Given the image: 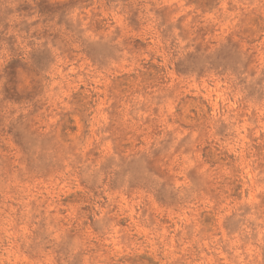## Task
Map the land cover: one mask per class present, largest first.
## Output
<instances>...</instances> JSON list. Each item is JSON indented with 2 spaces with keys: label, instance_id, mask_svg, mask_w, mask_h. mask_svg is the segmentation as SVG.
<instances>
[{
  "label": "rangeland",
  "instance_id": "rangeland-1",
  "mask_svg": "<svg viewBox=\"0 0 264 264\" xmlns=\"http://www.w3.org/2000/svg\"><path fill=\"white\" fill-rule=\"evenodd\" d=\"M0 264H264V0H0Z\"/></svg>",
  "mask_w": 264,
  "mask_h": 264
}]
</instances>
